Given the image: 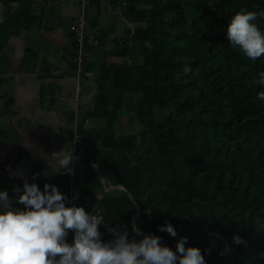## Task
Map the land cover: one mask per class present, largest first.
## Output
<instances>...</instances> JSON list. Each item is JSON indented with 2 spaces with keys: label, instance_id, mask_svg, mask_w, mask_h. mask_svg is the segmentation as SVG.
<instances>
[{
  "label": "trees",
  "instance_id": "obj_1",
  "mask_svg": "<svg viewBox=\"0 0 264 264\" xmlns=\"http://www.w3.org/2000/svg\"><path fill=\"white\" fill-rule=\"evenodd\" d=\"M35 2L0 0L11 25L26 27L41 19ZM241 9L264 11V0H125L122 14L135 25L111 50L124 60L98 67L80 125L91 146L80 159L96 163L104 183L90 167L101 195L92 206L73 203L101 210L100 230L127 227L131 238L135 222L173 249L186 236L207 264H264V54L253 60L228 42L229 18ZM256 22L264 30V18ZM130 46L140 62H127ZM126 96L136 104L134 136L116 131ZM166 221L176 236L160 231Z\"/></svg>",
  "mask_w": 264,
  "mask_h": 264
},
{
  "label": "crops",
  "instance_id": "obj_2",
  "mask_svg": "<svg viewBox=\"0 0 264 264\" xmlns=\"http://www.w3.org/2000/svg\"><path fill=\"white\" fill-rule=\"evenodd\" d=\"M37 1L35 9L41 19L28 27L11 25L6 6L0 4V188L11 196L15 194V186L22 189L25 179L35 180L41 189L45 182L54 183L68 198L75 196V201L92 206L102 190L89 180L87 171L91 167L101 178L99 167L79 159L74 163L72 176L63 171L45 173L49 171L53 150L65 147L72 150L73 133L85 117V109L91 106L96 91L94 75L103 62L124 60L111 50L135 23L128 22L122 14L123 5L120 10L114 8L119 0H92L87 30L100 41L86 62L76 114L72 98L76 43L71 31V22L77 14L72 10L75 2L48 0L44 4L46 9L40 11L37 3L42 1ZM15 5L16 2L11 3L9 9ZM126 60L140 62V48L130 46ZM135 107L132 98L126 96L117 134L134 136Z\"/></svg>",
  "mask_w": 264,
  "mask_h": 264
},
{
  "label": "clouds",
  "instance_id": "obj_3",
  "mask_svg": "<svg viewBox=\"0 0 264 264\" xmlns=\"http://www.w3.org/2000/svg\"><path fill=\"white\" fill-rule=\"evenodd\" d=\"M258 17L264 18V11L241 9L229 18L225 30L231 46L253 60L264 54V30L256 22ZM183 70L190 68L185 65ZM257 83L264 86V71L258 73ZM257 97L264 101V90ZM72 162L71 148L53 150L45 174H71ZM13 191L17 193L15 203L0 188V264H207L201 248L186 244V236L173 249L161 243L160 236L142 233L135 222L131 224L135 236L129 238L127 227H108L113 238L102 239L99 226L108 222L101 210L66 204L68 196L54 183L45 182L41 189L35 180L25 179L22 189L15 186ZM158 227L176 236L172 223L166 221ZM69 230L71 241L67 239ZM233 240L242 242L237 234Z\"/></svg>",
  "mask_w": 264,
  "mask_h": 264
},
{
  "label": "built area",
  "instance_id": "obj_4",
  "mask_svg": "<svg viewBox=\"0 0 264 264\" xmlns=\"http://www.w3.org/2000/svg\"><path fill=\"white\" fill-rule=\"evenodd\" d=\"M124 3L125 0H120V3L116 5L114 8L120 10V7ZM89 5H90V0H79L78 14L71 23V31L73 32L74 38L76 40V46L73 55L75 82L73 85V96H72L76 114H78L79 112L80 98H81L80 96L83 90V82L85 80L84 65L86 60L92 54V48L96 47L99 43L98 39L94 34L86 31L87 26L90 24V18L87 14ZM48 98H51V96H48ZM87 122L88 119L86 118L82 126L84 127L85 124H87ZM80 125L81 124H79L78 128L74 131L72 136V152H73V162L71 164L72 168L74 166L75 161L80 159L81 154L84 152V149H86L88 152H90L91 150V146L88 143V141L85 140L84 138H81ZM89 161L91 165H93L96 168L98 167L96 163L91 161V159ZM72 175H74V171L70 174V176ZM101 179H103V176L101 177ZM112 187L114 186H110V188ZM104 189H108V187H104ZM67 204H73V199L71 196H69V199L67 200ZM85 210L88 211L86 208ZM100 232H101V237L103 238L109 235L108 228H106L105 230H100Z\"/></svg>",
  "mask_w": 264,
  "mask_h": 264
},
{
  "label": "rangeland",
  "instance_id": "obj_5",
  "mask_svg": "<svg viewBox=\"0 0 264 264\" xmlns=\"http://www.w3.org/2000/svg\"><path fill=\"white\" fill-rule=\"evenodd\" d=\"M73 2H75L74 4H73V11L75 10V11H77L78 12V7H77V5H76V0H73ZM78 2H79V0H78ZM1 4V3H0ZM77 15V14H76ZM74 19V18H73ZM73 21V20H72ZM72 23V22H71ZM86 31H88L87 29H86ZM89 32V31H88ZM129 135H131V134H129Z\"/></svg>",
  "mask_w": 264,
  "mask_h": 264
}]
</instances>
